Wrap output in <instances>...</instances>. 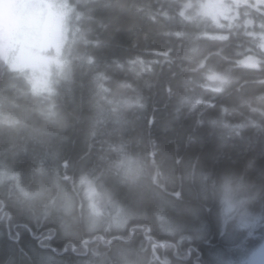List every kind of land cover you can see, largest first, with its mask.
<instances>
[{"label": "trees", "instance_id": "1", "mask_svg": "<svg viewBox=\"0 0 264 264\" xmlns=\"http://www.w3.org/2000/svg\"><path fill=\"white\" fill-rule=\"evenodd\" d=\"M68 2L49 89L0 58V264H243L264 239V0Z\"/></svg>", "mask_w": 264, "mask_h": 264}, {"label": "rangeland", "instance_id": "2", "mask_svg": "<svg viewBox=\"0 0 264 264\" xmlns=\"http://www.w3.org/2000/svg\"><path fill=\"white\" fill-rule=\"evenodd\" d=\"M228 9L221 0H206L203 14L216 19ZM70 19L68 0H0V58L11 70H29L31 76L24 74L36 87L49 89L63 67ZM243 264H264V239Z\"/></svg>", "mask_w": 264, "mask_h": 264}, {"label": "bare ground", "instance_id": "3", "mask_svg": "<svg viewBox=\"0 0 264 264\" xmlns=\"http://www.w3.org/2000/svg\"><path fill=\"white\" fill-rule=\"evenodd\" d=\"M127 156H130V155H127ZM121 162V160L120 161H117V165L119 166V163ZM118 172H119V174L121 175V180H120V182H125L127 179L125 178V175H123V173H122V171L120 170V168L118 169ZM104 195V194H103ZM99 197V196H98ZM101 200H103V197H101ZM119 203V202H118ZM85 229L87 230V231H92L93 229H94V226L93 225H88V224H85Z\"/></svg>", "mask_w": 264, "mask_h": 264}]
</instances>
